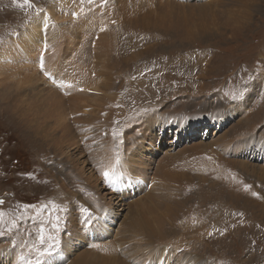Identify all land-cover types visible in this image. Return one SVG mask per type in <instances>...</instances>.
Instances as JSON below:
<instances>
[{
	"label": "rangeland",
	"instance_id": "obj_1",
	"mask_svg": "<svg viewBox=\"0 0 264 264\" xmlns=\"http://www.w3.org/2000/svg\"><path fill=\"white\" fill-rule=\"evenodd\" d=\"M17 1L0 0V47L12 35L22 33L25 30L24 27L37 14L43 13L45 9L53 7L54 11L49 15L50 19L47 23L48 31L46 40L48 44L44 39L47 45L46 55L50 59L68 63L72 69L71 74L61 69L62 73L58 72L59 75H65L66 79L74 81L73 87L78 88L79 92L82 87L81 85H87L89 83L87 86H83L82 93H85L86 88L88 92V86H92V83L89 81L95 80L92 78L93 76L90 78L93 72L97 75V82L103 79L106 80V88L96 85L92 88L89 87L91 90L87 93V98L92 96L110 98V93H112L111 98H113L105 105L111 117L107 114L105 119L102 114L101 117L99 116L100 118L98 117L99 122H91L92 124H90L89 121H86L87 127L89 126L94 130L97 128L95 134H91L90 136L93 139L92 144L94 143V147H97L98 144H101V148L107 146L105 142L108 138L107 135L109 133V135H113L114 133V131H110L108 128L111 127V130H113L112 127L115 123L113 121V115L117 114V124L114 127L121 133L124 132L126 126L127 130L130 131L128 132V139L113 138L114 140L120 139L119 149H122V147L129 148V139L131 136L137 134L139 130L143 132L158 122L153 127L156 132L148 134L149 139L154 140L155 138L156 141H152L153 143L150 142L152 143L151 146L148 144V149L146 147L148 151L145 150L144 142H142L139 146L141 150L139 153L137 152V156L149 160V157L154 155L157 157L154 159V163L157 166L156 163H160L164 157L168 156L167 158L169 159L170 155L173 157L175 154L173 162L167 159L161 162V173L155 171L156 166L154 170L149 172L150 175L146 179L150 181L146 182L144 184L145 186L141 188L142 192H144L143 194L136 195L132 201L124 202L123 204L125 205L121 207L114 206V210H112L117 213L115 214L117 219L114 230L118 229V227L124 229V224L128 225L132 217H137L141 221L147 220L150 223L153 221L151 214L147 213L141 216L142 214L137 212L141 206V201L137 199H141L147 193H149V196H154L155 199L157 197L156 195H161L162 199L159 198L162 201L157 197V201L159 202L154 200L151 207H155L157 204L158 206L154 209H158V211H161L162 216H165V223L169 224V226L170 224L176 226L175 232L166 234V236L171 235V242L169 243L163 241L155 242L152 241L153 238L150 240L148 237L142 238L136 234V230H130L126 234V237H122V239H127H124L122 243H118L119 245L122 244L119 251L120 254L123 252V255L131 247L134 248L130 253L133 258L129 257V264H135L136 261H139V263L144 262V264H176L178 262L176 260L174 261V259L169 260L170 256L162 254L163 251L176 253L182 259V262H178L180 264H264V179L247 174L243 170V165L247 162L253 165V168L256 170L258 169V171L261 169L264 170V159L262 160L260 156L257 157L260 160H255V158L254 160H249L242 158L239 154L237 157H233L230 156L231 151L224 152L223 147L219 144L214 146V151L212 150L214 143H221L222 140L228 139L236 133L239 136L240 132H244L245 128L247 129L248 126L252 125L251 122L243 123V118L246 116V113L251 114V112H254L252 116L256 118L255 125L257 126V132L255 134L264 131V0L258 1L259 5L251 17L253 19L246 26L242 27V30H237L224 24L221 25L219 23L221 21L215 20L212 16L205 18H201L202 14H185L182 16L183 13L181 14V12V17L176 16L175 12L170 13V18L164 22V27L161 29H156V27L152 26L148 28L144 27L143 29L139 27L132 28L125 24V20L123 21V18H125L123 16L125 15L124 10H118V7L124 6L125 0H122L123 2L120 3L118 0H102V2L101 0H98V2L93 0L91 4L88 3V0H83V2L82 0H72L69 5L67 3L61 5L62 8L60 10L56 6L60 0H29L28 4H25L24 0ZM170 1L179 4H200L203 6L214 3L216 0H201L199 2L196 0ZM146 2L150 3L152 0H128V4L132 10L140 9L141 6L148 4ZM223 2L225 3L226 0H221V3L220 0H217L215 4H218L211 5V10L217 9V6L219 8L222 7ZM105 4L109 6L108 8H113L111 14L106 12L107 8ZM170 4L174 5L173 3ZM207 6L209 7V5ZM78 7L88 10L86 14H80L76 17H80V20L74 18V12ZM69 11L73 13H69ZM155 12H158V10L154 9L152 13L154 14ZM187 12H190V9L186 7L185 13ZM130 13L131 16L134 15L132 11ZM130 13L128 14L127 12L126 14L130 15ZM70 17L74 20H69ZM91 17L96 18L95 21L92 19L86 20V18ZM101 18L105 21H100ZM81 19L84 21H81ZM82 23L87 24V27L86 25L84 26L86 27L84 38L80 35L81 37L77 40V46L78 48H81L82 44L83 47L86 46L87 49H82L84 52L81 49L78 51L74 46L72 47L70 45V39L67 38L70 35L68 27L70 29V27ZM108 23L113 25L112 28L105 33H100L102 26ZM88 28L91 29V33H87ZM51 29L54 38L66 35L65 38L57 39L58 43H55L49 37ZM86 33L89 35L87 36ZM50 51H55V53L52 52L48 55ZM134 52L137 55H141L133 61L125 60L124 64L126 65L120 63L118 69L114 54L115 56L117 55L116 57L119 56V61H123L121 60L122 57V59L129 58ZM88 54H91V56ZM94 56L97 59L94 60L96 65L92 62ZM30 57L33 58V55L30 54ZM78 58L79 60H84L86 63L89 62L90 67L82 71L80 68L81 65L77 62ZM11 66L14 67L15 65L11 64ZM34 68L31 67L29 72L35 70ZM75 68H77L78 72ZM22 69L26 70L27 67L23 66ZM25 74H20V76ZM127 77H129V81L126 79ZM20 78H16L12 84L9 83L6 87H3V83L0 84V101L3 97H8L9 100L14 98L13 93L18 92V90H14L13 87H17V83L24 79ZM44 85L41 83L39 89H47V85H45L46 87ZM112 87H115V89ZM6 93H9V96L5 97L4 95ZM220 99L224 100V103L234 106V109H240L238 115L233 117L232 121H227L223 128H219L217 125L220 120L212 121L213 115L227 113V110L214 112L213 107L218 106L217 103L220 106L223 105ZM114 101L120 107L115 104L117 105L116 107ZM111 102H113V105ZM49 103L51 104V102ZM206 103H214L215 105L213 104L214 106L209 108ZM110 105L113 108L114 106L116 107V109L111 111L113 114L109 112L112 110ZM51 106L53 107L54 105ZM239 106L243 107L244 110ZM56 107L58 109H52L53 115L56 111L60 112L57 103ZM199 110L201 112L204 111L202 115H197L196 112H200ZM173 111H181L186 115H183L178 120L177 117H171L178 115V113L171 116L166 114ZM210 111L212 112L210 113ZM136 115H142L146 120L137 118L132 121V118H135ZM107 117H110L111 121ZM170 118L173 120V123L175 121L185 120L184 122H186L192 120L198 124L194 126L189 124L185 125L182 128L184 132L181 134H178V129L175 128L173 123L170 128L168 127L169 129L162 128L161 130L160 127L164 123L172 122ZM53 119L55 120L54 117ZM222 119L226 121V117H222ZM29 120H23V117L16 115L15 109L11 104H5V101L4 103H0V201L3 202L0 204V213L3 214L2 219H0V231L4 233V235L0 236V240L3 239L1 240L3 242L5 239H9L11 244L15 243L12 246L13 248L20 246L23 249L27 247V250L31 248L37 250L28 251L30 254L23 251L24 254H18L11 264H25L28 261H31L32 264H37V261L39 264H54L55 259L60 264H63L66 261L64 262L61 259V255L59 256V252L63 249L59 245L53 246L50 250V255L53 254L54 256L44 254L43 256L49 255V257L41 259L43 256L40 253L44 248L48 247L45 245L51 243H48V241V244L40 245L37 238L38 227L41 225V222H44L45 234H48L46 236L51 234L52 245L58 243L56 238L59 235L62 237L65 233V227L63 225L68 219L69 208H74L75 202L72 190L73 193H76L77 198L83 201L81 199L85 196V193H83L85 191L81 187H88V185L78 183L79 187L76 188L78 191L74 187H70L72 188H69L70 192L62 187L66 178L70 181L67 175L69 170L66 171L63 166L66 156L54 153L53 151L55 150L51 145V139L47 138L45 140L42 137L40 138L36 127H31ZM109 122H111L110 126ZM130 122H132V126L128 128ZM49 123V127L44 129L50 133V128H53V124L51 125V122ZM99 124L102 125L98 127ZM98 130H101L100 133ZM187 130L190 131V136L186 133ZM254 130L255 128L247 133H252ZM93 135L95 136L93 137ZM146 136V134H143L142 138ZM97 137L98 139L102 137L99 139V142ZM231 139L233 138L231 137ZM96 142H98L97 145L95 144ZM227 142H230L231 145L233 144L232 146L235 144V141L232 140H228ZM207 147L211 148L209 149ZM199 148L200 150H198ZM248 148L253 150L251 145ZM204 150H209L210 154L214 155L218 162L225 160L228 165L232 166L231 174L243 179L247 187L240 188L244 184L241 179L238 184L233 185L231 178L229 179L228 170H219L215 174L216 176L214 175L213 177L207 172H199L198 169L201 171L206 170V167L203 165V160H198L199 151ZM71 152L73 153L74 151ZM100 152L98 148H95L90 156L91 158L83 153L88 163L84 167L86 169L85 177L83 176V178L86 179V177L94 175L98 179V184H103L109 193L117 196L113 184L105 180L103 175L97 174L92 167L95 156L103 155ZM152 152L155 153L153 154ZM223 152L224 155H222ZM176 157L180 165L185 166V168L176 166L178 163V160H175ZM201 157L203 156L201 155ZM185 159L188 161H183ZM226 159H230V161L227 162ZM131 160L132 162L128 163L127 166L133 170L135 166L133 159ZM186 164L191 165L188 167ZM80 168L82 169V166ZM130 168H123L122 170L126 173V171L131 170ZM179 168L182 170H179ZM74 172L80 175L78 171L75 170ZM183 172L189 175L192 172L194 173H192L193 176L191 175V179L183 181L167 176V173L179 174ZM220 172L222 174L218 176ZM195 173L202 177L204 176L203 178L207 182L200 184L199 178L196 177ZM154 179H156L155 182ZM68 181L65 184L70 185ZM151 181H153V185ZM162 182L163 190H159L158 187H154L153 190L155 184L161 186ZM188 183L191 185L187 187V191L185 188ZM193 183L195 184L193 185ZM178 185L179 187L181 185V187L179 188ZM80 192L83 193L82 197ZM136 201L138 203L140 202V204L138 205ZM172 201H175L173 204H176L174 207L175 210L172 213V217L174 215V221L170 220L168 215L166 216L167 212H165L166 208L164 207V205H168ZM147 203L149 202L147 201ZM26 205L29 207H26ZM77 207L74 209V213ZM50 212L52 213L51 216L49 215ZM105 217L99 218L103 219ZM37 218H39L38 221ZM62 219L64 224L59 227ZM48 221H52V223H48ZM97 223L95 221L93 224ZM118 224L119 226L117 227ZM49 229H53L52 232ZM199 233L201 234L199 235ZM197 234L198 236H196ZM113 238L115 240V234L111 233L108 240L105 239L98 243H107L113 241ZM90 242L93 241L87 243ZM87 243L73 244L76 250H73L69 255L70 264L75 262L77 256L82 253L85 255L89 251H93L90 249L92 246ZM12 247L10 249L15 250ZM115 247L118 249L117 246ZM155 250L158 252H155ZM32 252H37V255L34 256L35 254ZM182 255H185V257ZM104 256L106 255L104 254ZM192 257L193 259H191ZM35 258L37 260H34ZM42 260L45 262H42ZM127 260L124 259V261ZM119 262L116 264H119ZM0 264H9V262H1Z\"/></svg>",
	"mask_w": 264,
	"mask_h": 264
},
{
	"label": "bare ground",
	"instance_id": "obj_2",
	"mask_svg": "<svg viewBox=\"0 0 264 264\" xmlns=\"http://www.w3.org/2000/svg\"><path fill=\"white\" fill-rule=\"evenodd\" d=\"M70 1H72V0H60L58 5H56L58 10H60L62 8L61 5H64L65 3H67L69 5ZM96 1L98 2V0H96ZM118 1L120 3V2H123L124 0L123 1L118 0ZM125 1L126 2H124L123 7H118V10H120V11L124 10V12H125V15H123V16H125V18H123V21L125 20L124 21L125 24L131 26L132 28L139 27L142 29L144 27L148 28L151 26L156 27V29H158V28L161 29L162 27H164V25H163L164 22L170 18V13L175 12L176 16H178V17H181L182 13H183L182 16H184L185 14H189V15H194V14L201 15L202 14L201 18H205L207 16H212V17H214L215 20H220L221 22H219V23H221V25L224 24L225 26L227 25L228 27L235 28V29L239 30L242 27L246 26L253 19L251 17L253 15V13L255 12L256 7H258V5H259V3H258L259 0H226L225 3L224 2L222 3V5H223L222 7L219 8V6H217L216 7L217 9L212 8L213 10H211V5H217L218 4V3L215 4L217 0L214 3L207 4V5H209V7L207 5L202 6L200 4H197V5H190V4L188 5V4H181V3L179 4L176 2H172L170 0H152V2H150V3L146 2L148 4L141 6L140 9L137 8L135 10H132L131 6L128 4V0H125ZM196 1L199 2L201 0H196ZM101 2H102V0H101ZM109 2H111V1H109ZM180 2H183V1H180ZM170 3H173L174 5H171ZM220 3H221V0H220ZM95 4H97V3H95ZM105 5L107 8L106 12L108 14H111L113 11V8H108L109 6H107V4H105ZM77 6H79V5H77ZM220 6H221V4H220ZM20 7H22V6H20ZM96 7H97V5H96ZM186 7L190 9V12L185 13ZM90 8H91V5H90ZM99 8H100V6H99ZM101 9H102V7H101ZM154 9H157L158 12H155L153 14L152 12ZM53 11H54V8L51 7L50 9H45L43 11V13L37 14L31 20V22L28 25H26V27H24L25 30L22 33L12 35V37L2 47H0V84L3 83V87H6L7 84H9V83L12 84L13 80H15L16 78H18V77L24 78L22 81L17 83V85H16L17 87H13L14 90H16V89L18 90V92L13 93L14 98L9 100V98L6 97V96H9V93H6L4 95L6 98L3 97L2 100L0 101V103L1 102L4 103V101H5V104H11L15 109V114L23 117V120H26V119L29 120V119H31V116H32V119L29 120L31 123L30 125H31V127H36L40 138L42 137L45 140L47 138H50L51 142H52L51 145L54 147V150H55L53 152L56 154L66 156L64 158V162H63L64 165L63 166H64L66 171L69 170L67 175H68V179H70V181H68L66 178V180H64V182H63V186H62L63 188H66L67 191L70 192V189H72L73 187L75 189L77 187H79L78 183L88 185V187L87 186L81 187V189L83 191H85L83 193H85L84 195L86 196V198H85V196L82 197L83 193L80 192L82 194L81 197L83 198L81 200H83V201H80V199L77 198L76 193H73V190H72V195L74 196V202H75V204L73 206L74 208H69L68 216H67L68 219H67L66 223L65 224L63 223V219L59 223V227H61L64 224L63 226L65 227V233L62 237L59 235V237L56 238L58 243H56L54 245V247L59 245L63 248L62 251L59 252V256L61 255V259L64 262L66 261L63 264H70L71 263L69 255L72 253L73 250H76V248L74 249L73 244L74 245H77L78 243L85 244L89 241H93V242L87 243V244H90L92 246L90 249L93 251H89L85 255H84V253H82L81 255L77 256L76 261L74 260L75 262H72V264H116L118 261H120L119 264H129V262H130L129 257H132V255L130 253L134 248L131 247L130 250H128V252H125L123 255L122 254L123 252L120 254V251H119L120 247H122V244L119 245L118 243H122L124 239H127V238L122 239V237H126V234L130 230H136L137 231L136 234L141 236L142 238L148 237V238H150V240H151V238H153L152 241H155V242L163 241L165 243L171 242L170 241L171 235L166 236V234H170L171 232H175V230H176V226H173L174 224L172 223V221H174V215L172 217V213L175 210L174 207L176 204H173V203H175V201H172L168 205H164V207L166 208L165 212H167L166 216L167 215L169 216L170 220H172L171 223L173 224V225L170 224V226H169V224L165 223V220H164L165 216H162L161 211H158V209H156V210L154 209L158 205L156 204L155 207H151L152 202L154 200H156V202H159V201H157V197L158 198L160 197L162 199V196L156 195L157 197L155 199L154 196H149L148 195L149 193L142 196L141 199H137L138 201L139 200L141 201V206H140V209H138V210L136 209V210L138 213L140 212L142 214L141 216H144V214L146 215L147 213L151 214L153 221L149 223V222H147V220L141 221L137 217H132L131 221L128 225L124 224L125 225L124 229L119 228L118 227L119 224H118L117 225L118 229L114 230V226L116 224V219H117L115 217V214H117V213L115 211H112V210H114V206L115 207H118V206L121 207L122 205H125V204H123L124 202L132 201V199L136 195L143 194L144 192H142L141 188L146 182L150 181V180H147L146 178H148V175H150L149 172L155 169L154 167L156 165L154 163L155 162L154 159L156 156L152 155L149 157V160H145L143 157L137 156V152L139 153V151L141 150V148L139 146L142 144V142H144L145 150L148 149V144H150L149 146L152 145V143H153L152 141H154L155 138H154V140L149 139L148 134L156 132L155 128H153V127L155 124H158V122L153 124L151 127H148L146 130L143 129L144 130L143 132H142V130H139V131H137V134H135L134 136H131L129 139L130 140L129 141V148L125 147L128 149H125L123 147H122V149H119L120 139H128V137H129L128 132H130V131L127 130V126H126V128L124 127L125 129H124L123 133H121L120 131H118L116 129V127H114L115 124H117L116 119L118 117L117 114H114L113 115L114 116L113 121H115V123L113 122L114 123L113 127H112L113 130H111V127H109L108 129L110 131H115L116 135H109L110 134L109 133L107 135V137H108L107 140H105L107 146L102 147V148H101V144L97 145V143L99 142V139L102 137H100L99 139L97 137L98 142L95 143L97 145V147L93 146L94 145V143L92 144L93 139H91L90 136H91V134H95V132L97 131V128L95 126L94 127L96 128V130H94L93 128H90L89 126H88L89 127L88 128L86 121H89L90 124H92V123H96L98 121V117L99 116L101 117L102 114H103L102 116H104V118L106 117V115L108 114V110L105 108L106 107L105 105H107V103H109L113 99V98H111L112 93H110V98H98V97H93V96L90 98H87L88 97L87 93L91 90L89 87L92 88V87H95L96 85L98 87H102V88L107 87V82L105 79L99 80L97 82L98 78H97V75L95 72H93L90 75V78L93 76L92 78H94L95 80L89 81L90 83H92V86L91 85L88 86L89 91L87 92V88H86L85 93H82V91H83L82 88H83V86H87L89 83L87 85H81L82 87L80 88L81 90L79 92L78 88L73 87L74 81H70L69 79H66L64 74H63L64 76L59 75L58 72L62 73L61 69H64L66 71V73H69V74H71L72 69H71V67H69L68 63H66L64 61H58V60L50 59L46 55L47 48H45L46 44H45L44 39L46 40V37H47V31H48L47 23L50 19L49 15ZM87 11L88 10L86 8L78 7L76 9V11L74 12V18H76L80 14H86ZM131 11L134 14L133 16H131V13H130ZM70 12L73 13L72 11H69V13ZM95 12H96V10H95ZM127 12H128V14L130 13V15H127L126 14ZM178 12H179V14H178ZM180 12H181V14H180ZM67 14H68V12H67ZM90 15H93V14H90ZM114 15H115V11H114ZM68 17H69V14H68ZM100 17H101V15H100ZM226 17H227V19H226ZM79 18L80 17L76 18V20L77 19L80 20ZM87 19H92L93 21H95L96 18L94 19V17H91V18H86V20ZM69 20H74V19L70 17ZM170 20H172V19H170ZM81 21H84V20L81 19ZM100 21H105V20L103 18H101ZM85 25L87 27V24H85V23L77 24L74 27H70V29L68 27L70 35L67 38L70 39V45L72 47L74 46L75 48H77L78 51H79V49H81L82 52H84L83 48H86V46L83 47V44H82V47L78 48L77 40L81 36L82 37L84 36L85 29H86V27H84ZM112 26L113 25H111L109 23L103 25L100 33L101 32L105 33L107 30L112 28ZM206 27H207V25H206ZM90 31H91V29L88 28L87 33H89ZM51 32H52V29L50 31L49 37L55 43H58L57 39L65 38V36H66L65 35L62 37L54 38V36H52ZM217 33H219V32H217ZM128 34H131V33H128ZM88 35L89 34H87V36ZM46 43H47V40H46ZM96 44H94V45H96ZM52 52L55 53V51H50V52H48V55L51 54ZM30 54L33 55V58L30 57ZM35 55L37 57L36 59H35ZM139 55H141V54H139ZM139 55L135 54V52H134V54H132L129 58L122 59L123 58L122 57L121 60H123V61H119L120 60V58H118L119 56L116 57L117 55L115 56V54H114V59H115V63H116L117 68L119 69L120 63L124 64L125 60L133 61V60H135V58L137 59V57ZM78 56H81V55H78ZM89 56H91V54ZM94 57H93L92 62L94 65H96L95 64L96 62H94V60H97V59H96V57L95 58ZM79 58L77 59V62L81 65L80 66L81 70L85 71V68H89L90 64H88L89 62H87V63L84 62V60H85L84 56H83L84 60H79ZM80 59H82V58H80ZM90 61H91V58H90ZM11 64L15 65V66L12 67ZM124 65H126V64H124ZM23 66H26L27 69L26 70L22 69ZM35 66H36V68H34ZM31 67H33L35 70L29 72ZM104 67H105V64H104ZM80 68H78V70H80ZM75 70L77 71V68H75ZM24 73H26V74L20 76V74H24ZM126 79L129 81V77H127ZM61 80H65L66 82H62ZM117 80H118V78H117ZM41 83L47 85V89L46 88L39 89V85ZM112 88L115 89V87H112ZM220 101L224 105V106L222 105L223 108H222V106H220L219 103H217L218 106L213 107V109L215 110L214 112H221V111L227 110L226 111L227 113H224V114L222 113L221 115H213L212 121L215 122L216 120H220L217 123V125L219 128H223L225 126V124L227 123V121L228 122L232 121V118L238 115L240 109H234V106H230V105L224 103V100H222V99H220ZM49 102H51V104ZM56 103L59 106L60 112L55 110L56 112L53 115L52 109L57 108ZM111 103L113 105V102H111ZM115 104H117L116 101H114V105ZM213 104L214 103H212V104L206 103L207 107H209V108L215 105V104L214 105ZM51 105H54V106L52 107ZM117 105H115V106L117 107ZM108 106H107V108H109ZM115 106H114V108L111 106L112 110L109 109L110 110L109 112L113 111V109H116ZM239 107L242 110H244L243 107H241V106H239ZM254 107H255V105H254ZM228 109L229 110L231 109V111H229ZM203 112L200 111V112H196V113H197V115L198 114L202 115ZM211 112L212 111H210V113ZM177 113H178V115L171 116V115H175ZM111 114H113V112H111ZM166 114H168L172 118L177 117L178 120H180L183 117V115H186V114H183L181 111H177V112L173 111V112H168ZM253 114H254V112H251V114L246 113V116L243 118L244 124H246L247 122H251L252 125L248 126L247 129L245 128L244 132H240L239 136L237 133L233 134L231 136L233 139H231V137H230L228 139L226 138L225 140H222L221 143H214L212 146V150H213L215 145L219 144L221 147H223L224 152H226V151L230 152L231 151L230 156L237 157V155L239 154V155H241L242 158L249 159V160H254V158H255V160H260V158H257V157L261 156V158L263 160L264 159V131L258 132V134H255L257 132V130H256L257 126L255 125L256 118L252 116ZM108 115L111 117L110 114H108ZM149 115H151V114L149 113ZM53 117L55 118V120L53 119ZM110 117H107V118L110 120ZM199 117H202V116H199ZM222 117H226V121L224 119H222ZM137 118H142V119L146 120V118L144 116L136 115L135 118H132V121L136 120ZM101 119H100V121H102ZM159 121H160V119H159ZM184 121L185 120L175 121L173 123V120H172V122L164 123V125L161 126L160 129L161 130H162V128L163 129H169L172 126L171 124L173 123V125H175V128L178 129V134H181L182 132H184V131H182V128H184L185 125L189 124V125L194 126V125L198 124L197 122L192 121V120L186 121V122H184ZM49 122H51V125L53 124V128L52 127L50 128V130H51L50 133L44 129V128L49 127V125H50ZM71 122H72V124H71ZM107 123H108V120H107ZM110 123L111 122H109V126H110ZM102 124H99L98 127H100ZM45 125H47V126H45ZM130 126H132V122L129 123L128 128H130ZM146 126H148V125H146ZM157 126L159 127V125H157ZM105 128H106V126H105ZM254 128H255V130L252 133H247L248 131L253 130ZM188 129H190V128H188ZM100 131L98 130L99 133H100ZM107 132H109V131L107 130ZM189 132H190L189 130L186 131V133L189 134L188 136H190ZM143 134H146L147 136L145 138H142ZM94 136L95 135H93V137ZM240 136H242V137H240ZM113 138H116V139L120 138V139L114 140ZM110 140H112V141H110ZM228 140L235 141L234 146H232L233 144L231 145L230 142H227ZM150 142H152V143H150ZM102 144H103V142H102ZM126 145H128V144H126ZM193 145H196V144H193ZM250 145H251V148L253 150L248 148ZM146 147H147V149H146ZM202 147H203V145H202ZM95 148H98L101 151L100 154H103V155H101V156L96 155L95 156L96 161L94 159L92 167L95 169L97 174L99 173L100 175H103V173L105 171H108L110 173V180H107V181H110L113 184V186L115 187L114 191H115L117 196H114L111 193H109L106 190V188L103 186V184L99 183L100 184L99 185L98 179L95 178L94 175H91L90 177H86V179L83 178V176L85 177V169H86L84 167L88 164L86 159H85L84 154L86 156H89V158H91L90 156L92 155V152ZM191 148H193V147H191ZM200 148L198 150H200ZM207 148H209V147H207ZM71 151H74V152L76 151L77 154L74 152L72 153ZM191 151L193 152V150H191ZM224 152L222 153V155H224ZM152 153L154 154L155 152H152ZM174 155H173V157L170 155L169 159L167 158L168 156L164 157L165 159L163 158V160L162 161L160 160V161L163 162L164 160L167 159L168 161L171 160L173 162V159L175 158ZM182 155H184V154H182ZM201 155L203 157H201ZM207 158H208V160H207ZM131 159H133L134 166H135V168L133 170L127 166L128 163L132 162ZM187 159H189V158H187ZM187 159H185L183 161H186ZM199 159L203 160V162H204L203 165L206 167L205 171H201L200 169H198L199 172H203V173L207 172L209 175H211L213 177L216 173H218L219 170L220 171L228 170L229 171V179L231 178L233 185L238 184L242 180L244 184L240 188L242 189V188L247 187V184L244 182L243 179L239 178L238 176H233L231 174L232 166L228 165L226 163V161L224 160V158H223V160H224L223 162H218V160H216L214 155L210 154L209 150H204V151H199L198 160ZM175 160L177 161L178 158L176 157ZM226 160H227V162L230 161V159H226ZM161 162L156 163L157 166H156L155 171L157 173L162 172V169L160 166ZM232 162H233V160H232ZM233 163H235V162H233ZM186 165L188 167H190L189 165H191V164H189V165L186 164ZM80 166H82V169L80 168ZM176 166L181 167V168H185V166L180 165L179 160H178V163L176 164ZM123 168H130L131 170H128L125 173L122 170ZM181 168H179V170H182ZM74 169L76 171H78L80 173V175L76 174L74 172L75 171ZM243 170L247 174H250V175L252 174L253 176H258L259 178L264 179V170L263 169H261L259 171H258V169L256 170L255 168H253V165L249 164V162H247L243 165ZM130 172H131V174H130ZM194 172H192V173H194ZM192 173H190V175L186 174L185 172L179 173V174L178 173H175V174L167 173V176L171 177L173 179L179 180V181H181V180L183 181V180L191 179ZM221 174L222 173L220 172V174L219 175L217 174V175L220 176ZM196 177L199 178L200 184H205V182H207V180L203 178L204 176L202 177L201 175L196 174ZM155 180L156 179H154V182H155ZM67 181L70 183V185L65 184ZM72 181H74V182H72ZM151 182H152L151 184L153 185V181H151ZM186 182H188V181H186ZM195 183H196V181H195ZM195 183H193V185ZM82 184H80V185H82ZM189 185H191V184L190 183L186 184V188H185L186 190L188 189L187 187ZM70 187H72V188H70ZM154 187H158L159 190H163V182H162L161 186H157L155 184V186H153V190H154ZM178 187H179V185H178ZM180 187H181V185H180ZM197 187H198V185H197ZM189 189H191V188L189 187ZM181 192H182V190H181ZM184 192H186V191H184ZM152 194H153V192H152ZM160 198H159V200H160ZM113 199H115V200H113ZM138 201H136V202L138 203ZM147 201L149 203H147ZM160 201H162V200H160ZM139 204H140V202L138 203V205ZM77 205H78V207H77ZM76 207H77V209L74 213V209ZM133 210H135V209H133ZM66 215H67V213H66ZM47 216H49V215H47ZM61 216H62V214H61ZM104 216H106V217L103 219L99 218V217H104ZM89 217L91 218L90 220H89ZM38 219L39 218H37V221H38ZM194 220H195V217H194ZM95 221H97L98 223L93 224ZM49 230H50V232H52L53 229H49ZM184 230L186 231V229H184ZM111 233L115 234V237H116L115 240L113 238V241H109L107 243H98L99 241H102L105 239L108 240V238H110V236H111ZM200 234L201 233H199V235ZM185 235H183V236L185 237ZM49 236H51V234ZM107 236H108V238H106ZM196 236H198V234ZM187 239H189V238H187ZM1 240H3V239H1ZM1 240H0V243H1L0 244V263L1 262H9V264H11L13 262V260L17 257L18 254H20V255L24 254L23 251L27 252L28 254H30L28 251H30V252L32 250L37 251L36 249H33V248H31L30 250H27L26 246H25L26 247L25 249L20 248V246H16L13 248L12 246L15 245V243L11 244L9 239H5V241H3V242H1ZM52 242L53 241L50 240L48 243L52 244ZM90 245H88V246H90ZM45 246H48V245H45ZM115 246H117L118 249H116ZM186 246H188V245H186ZM11 247H12V249H15V250H11L10 249ZM14 252H15V254H14ZM155 252H158V251L155 250ZM32 253L35 254L34 256L37 255V252H32ZM39 253H40V251H39ZM52 253H53V251H52ZM104 254L106 256H104ZM162 254H164L165 256H170L169 260L174 259V261L176 260V262L177 261L182 262V259L180 257H178V255H176V253H168L167 251H163ZM49 255L48 256L47 255L46 256L41 255V256H43L41 259H45V258L49 257ZM51 255H53V254H51ZM182 256L185 257V255H182ZM4 259H5V261H4ZM51 259H52V257H51ZM124 259H126V260L128 259V260L124 261ZM191 259H193V257ZM34 260H37V258H35ZM167 260H168V258H167ZM43 261L44 260H42V262ZM195 261L197 262L196 259H195ZM25 264H28V263H25ZM54 264H60V263L57 261V259H55ZM135 264H144V262L139 263V261H136ZM178 264H180V263H178Z\"/></svg>",
	"mask_w": 264,
	"mask_h": 264
},
{
	"label": "snow or ice",
	"instance_id": "obj_3",
	"mask_svg": "<svg viewBox=\"0 0 264 264\" xmlns=\"http://www.w3.org/2000/svg\"><path fill=\"white\" fill-rule=\"evenodd\" d=\"M82 2H83V0H82ZM92 2H93V0H88V3L91 4ZM24 3H25V4H28V3H29V0H24ZM46 47H47V45H45V48H46ZM113 135H116L115 131H114ZM103 176H104L105 180H110V173H109L108 171H105V172L103 173ZM2 203H3V202L0 201V204H2ZM26 207H29V206L26 205ZM2 215H3V214L0 213V219H2ZM49 215L51 216L52 213L50 212ZM57 219H58V218H57ZM90 219H91V218L89 217V220H90ZM48 223H52V221H48ZM2 235H4V233H3L2 231H0V236H2ZM37 238H38V241H39L40 245H44V244H46L48 241H50V240L52 239L51 236H46V235H45V223H44V222H41V225H40L39 228H38ZM53 246H54V245H52V244H48V247L44 248L43 251H42L40 254H41V255H44V254H50V249H51V247H53ZM28 264H32V262H31V261H28ZM37 264H39L38 261H37Z\"/></svg>",
	"mask_w": 264,
	"mask_h": 264
}]
</instances>
